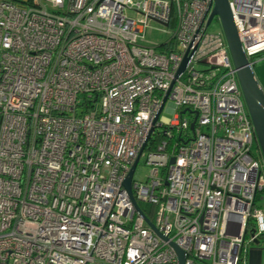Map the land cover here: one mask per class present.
Listing matches in <instances>:
<instances>
[{
  "label": "built area",
  "instance_id": "1",
  "mask_svg": "<svg viewBox=\"0 0 264 264\" xmlns=\"http://www.w3.org/2000/svg\"><path fill=\"white\" fill-rule=\"evenodd\" d=\"M228 3L250 62L264 0ZM212 8L0 0V264H179L169 244L184 264H248L249 229L264 241V163ZM166 97L172 117L164 106L153 127ZM138 157L134 174H149L131 192L154 224L124 188Z\"/></svg>",
  "mask_w": 264,
  "mask_h": 264
},
{
  "label": "water",
  "instance_id": "2",
  "mask_svg": "<svg viewBox=\"0 0 264 264\" xmlns=\"http://www.w3.org/2000/svg\"><path fill=\"white\" fill-rule=\"evenodd\" d=\"M212 4L213 8L206 21V27H209L214 19H216L219 23L232 66L234 68V71L236 72V77L242 94L244 105L253 127L254 137L264 163V90L261 87L257 76L254 73V64L249 62V60L244 54L242 45L239 41L236 29L234 27L228 0H212ZM188 61V58H185L183 60L180 69L175 77L176 80L187 66ZM166 100L167 97L163 100L161 104L160 110L154 119L153 127L166 104ZM193 128L194 124L191 125V130H193ZM138 160L139 157L131 168L127 178L125 179L124 188L136 213L142 216V213L140 212L137 204L135 203L131 192L132 176L134 174ZM151 229L158 238L163 241H167V239L161 236L152 225ZM169 246L176 254L179 264H184V253L181 252L174 244H169ZM253 246L254 247L250 248L248 251L247 263L263 264L264 248L259 247L258 241L253 242Z\"/></svg>",
  "mask_w": 264,
  "mask_h": 264
},
{
  "label": "trees",
  "instance_id": "3",
  "mask_svg": "<svg viewBox=\"0 0 264 264\" xmlns=\"http://www.w3.org/2000/svg\"><path fill=\"white\" fill-rule=\"evenodd\" d=\"M172 19H171V22H170V24H171V26H170V28L173 26V24H174V16H172L171 17ZM173 46H174V42L173 41H170V43L167 45V46H165V47H161L159 50H158V52L159 53H164V50L166 51V50H168L169 48H173ZM168 48V49H167ZM170 50V49H169ZM264 60V54H262V55H260V56H256V57H254V58H252L251 59V63L252 64H259V63H261V61H263ZM163 139L161 138V136H160V134H157L156 135V137H155V139L154 140H151V142L150 143H152V142H155V143H159L160 141H162ZM175 142V141H174ZM148 148L149 149H151L150 148V144H149V146H148ZM256 148L258 149V147H257V144H256ZM262 194H264V191L262 192V193H258L257 195H256V197H255V207L257 206V207H262L263 205H262V202H261V199L263 198L262 197ZM264 199V198H263ZM261 202V203H260ZM138 206H139V208H140V210H141V212L144 214V216L148 219V221L151 223V224H154V222H153V214L155 213V210H156V208L154 207V206H151V205H142V204H138ZM251 228H253V226L251 227ZM251 235H252V231H251V229H249V231L247 232V234H246V236H245V245L247 244V246L248 247H250V246H252L253 244V241H252V239H251Z\"/></svg>",
  "mask_w": 264,
  "mask_h": 264
},
{
  "label": "rangeland",
  "instance_id": "4",
  "mask_svg": "<svg viewBox=\"0 0 264 264\" xmlns=\"http://www.w3.org/2000/svg\"><path fill=\"white\" fill-rule=\"evenodd\" d=\"M209 32H221V28H220L219 23L216 19H214L212 21V23L209 27ZM257 65L258 64H255L253 67L255 75L261 74L260 69L257 67ZM195 69H196V71L202 72V71L206 70L207 68L205 66L195 65ZM171 110H172V107L169 104H167L163 110L161 118H164L167 120L171 119V117H172ZM148 174H149V169L140 163L136 169L135 174H134V181H138L139 183L140 182L142 183L145 181V178ZM262 197L264 198V194H262ZM262 205H264V200L262 202ZM263 264H264V253H263Z\"/></svg>",
  "mask_w": 264,
  "mask_h": 264
},
{
  "label": "crops",
  "instance_id": "5",
  "mask_svg": "<svg viewBox=\"0 0 264 264\" xmlns=\"http://www.w3.org/2000/svg\"><path fill=\"white\" fill-rule=\"evenodd\" d=\"M257 67L260 69V73H261V74H259V75L256 74V76H257V79H258V81H259L261 87H262L263 90H264V60L261 61V63H259V64L257 65Z\"/></svg>",
  "mask_w": 264,
  "mask_h": 264
},
{
  "label": "flooded vegetation",
  "instance_id": "6",
  "mask_svg": "<svg viewBox=\"0 0 264 264\" xmlns=\"http://www.w3.org/2000/svg\"><path fill=\"white\" fill-rule=\"evenodd\" d=\"M252 247H254V246H252ZM252 247H251V248H252ZM259 247L264 248V241H260V242H259Z\"/></svg>",
  "mask_w": 264,
  "mask_h": 264
}]
</instances>
